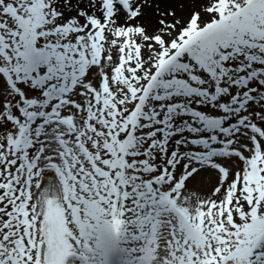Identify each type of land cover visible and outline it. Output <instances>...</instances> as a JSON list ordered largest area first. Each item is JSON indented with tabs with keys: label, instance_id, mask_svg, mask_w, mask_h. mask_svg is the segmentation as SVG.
Returning a JSON list of instances; mask_svg holds the SVG:
<instances>
[{
	"label": "snow or ice",
	"instance_id": "obj_1",
	"mask_svg": "<svg viewBox=\"0 0 264 264\" xmlns=\"http://www.w3.org/2000/svg\"><path fill=\"white\" fill-rule=\"evenodd\" d=\"M0 264H264V0H0Z\"/></svg>",
	"mask_w": 264,
	"mask_h": 264
}]
</instances>
